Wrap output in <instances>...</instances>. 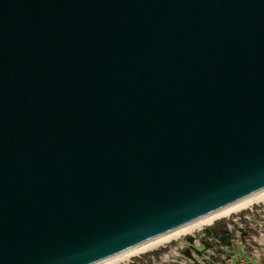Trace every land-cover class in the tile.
Here are the masks:
<instances>
[{"label":"water","instance_id":"obj_1","mask_svg":"<svg viewBox=\"0 0 264 264\" xmlns=\"http://www.w3.org/2000/svg\"><path fill=\"white\" fill-rule=\"evenodd\" d=\"M264 188V0H0V264H92Z\"/></svg>","mask_w":264,"mask_h":264},{"label":"crops","instance_id":"obj_2","mask_svg":"<svg viewBox=\"0 0 264 264\" xmlns=\"http://www.w3.org/2000/svg\"><path fill=\"white\" fill-rule=\"evenodd\" d=\"M242 218H246V216L243 215ZM240 221L241 217H235L231 221L217 222V224L203 229L197 235L199 236L198 241H194L192 237H189L192 239L189 241L186 239V241L180 243V246H175L174 249H184L183 256L187 264H203L205 261L217 262L223 256L231 258L233 264H246L247 262L251 264H264V261L255 258V252H248L243 249L240 234L239 236L236 233L237 236L232 234L234 237L231 238L230 234L232 229ZM166 251L168 254L171 253L168 250ZM231 253L232 255H230ZM152 256L155 264H159L161 261L167 259L166 252H161L156 255L149 254L148 258Z\"/></svg>","mask_w":264,"mask_h":264},{"label":"rangeland","instance_id":"obj_3","mask_svg":"<svg viewBox=\"0 0 264 264\" xmlns=\"http://www.w3.org/2000/svg\"><path fill=\"white\" fill-rule=\"evenodd\" d=\"M243 215L246 216V218H242ZM235 217H241V221L240 223L238 222V225L234 226V228L232 229L230 234L231 238L234 237L233 235L237 234L239 236L240 234V239H242L243 243V249L248 252H255V258H258L260 261H264V201L258 204H253L245 210L232 213V215L230 216L217 218V220H215V222H213L212 224L203 225V227H201L200 229L194 230L185 235H180L175 238V240H171L170 242L165 243L160 247L155 248L154 250H148L147 252L139 255L146 258L149 254L156 255L161 252H166L167 259L165 261H161V263L159 264H186L187 262L184 263L186 259L183 256L184 249H179L176 247L177 249L174 250L175 246H180L181 242L186 241V239H189V237H191L192 235L200 233L201 231H203V229L209 228L213 226V224H217V222L231 221L232 218ZM166 250L170 251L171 253L168 254ZM139 255L132 256L129 259L138 260ZM230 255H232V253ZM124 262H118V264H122Z\"/></svg>","mask_w":264,"mask_h":264},{"label":"bare ground","instance_id":"obj_4","mask_svg":"<svg viewBox=\"0 0 264 264\" xmlns=\"http://www.w3.org/2000/svg\"><path fill=\"white\" fill-rule=\"evenodd\" d=\"M262 201H264V188H261L258 191L245 196V198L232 202L230 205L219 208L216 211L191 220L187 224L176 227L171 231L161 233L159 236L147 239L146 241L136 244L131 248L118 252L116 255L92 264H118V262L127 261L132 256L145 253L148 250H154L155 248L160 247L171 240H175V238L180 235H185L189 232L200 229L203 227V225L212 224L215 222V220H217V218L230 216L232 213L245 210L251 205L258 204Z\"/></svg>","mask_w":264,"mask_h":264},{"label":"built area","instance_id":"obj_5","mask_svg":"<svg viewBox=\"0 0 264 264\" xmlns=\"http://www.w3.org/2000/svg\"><path fill=\"white\" fill-rule=\"evenodd\" d=\"M198 234H200V233H198ZM198 234L191 236L194 241H198L199 240V236H197ZM148 256L146 258H144V257H141L139 255L138 256V260L137 259H133V260L128 259L126 262H124L122 264H155V261L153 259V256L151 258H148ZM186 262L187 261H185L184 263H186ZM203 264H233V263L231 261V258L226 257V256H223L217 262H208V261H205ZM246 264H251V263L247 262Z\"/></svg>","mask_w":264,"mask_h":264},{"label":"trees","instance_id":"obj_6","mask_svg":"<svg viewBox=\"0 0 264 264\" xmlns=\"http://www.w3.org/2000/svg\"><path fill=\"white\" fill-rule=\"evenodd\" d=\"M191 239H192V238H189L188 241L191 240Z\"/></svg>","mask_w":264,"mask_h":264}]
</instances>
